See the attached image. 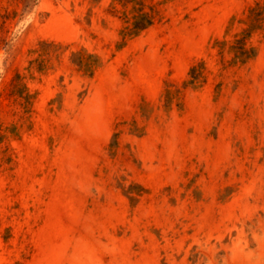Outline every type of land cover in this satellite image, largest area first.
<instances>
[{
    "label": "rangeland",
    "instance_id": "374dc122",
    "mask_svg": "<svg viewBox=\"0 0 264 264\" xmlns=\"http://www.w3.org/2000/svg\"><path fill=\"white\" fill-rule=\"evenodd\" d=\"M0 264H264V0H0Z\"/></svg>",
    "mask_w": 264,
    "mask_h": 264
}]
</instances>
